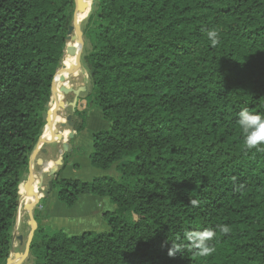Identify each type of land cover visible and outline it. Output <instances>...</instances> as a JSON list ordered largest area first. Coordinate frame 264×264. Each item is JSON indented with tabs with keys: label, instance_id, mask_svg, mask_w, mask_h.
Listing matches in <instances>:
<instances>
[{
	"label": "trees",
	"instance_id": "16d2710c",
	"mask_svg": "<svg viewBox=\"0 0 264 264\" xmlns=\"http://www.w3.org/2000/svg\"><path fill=\"white\" fill-rule=\"evenodd\" d=\"M73 9V0H0V264ZM82 31L81 98L109 122L88 158L120 178L55 174L49 191L68 208L81 195L109 199L108 229L37 227L31 264H264V151L245 150L238 124L242 108L264 112V0H92ZM72 121L81 132L84 110ZM208 228L209 256L168 255L171 241Z\"/></svg>",
	"mask_w": 264,
	"mask_h": 264
},
{
	"label": "rangeland",
	"instance_id": "374dc122",
	"mask_svg": "<svg viewBox=\"0 0 264 264\" xmlns=\"http://www.w3.org/2000/svg\"><path fill=\"white\" fill-rule=\"evenodd\" d=\"M85 49L87 51L89 50V46L87 44L85 45ZM84 72H85V68L82 66V63H81V67L77 71V73L68 74L66 76V78H68V79H72V78L74 79L77 77L76 78L77 81L75 83L71 80L69 81V82H73V85H71L73 88H76L77 86H83V85L86 86L87 85V80H86L85 76L83 75ZM67 84H69V83H67ZM83 93L84 92H80L79 97H82ZM65 100L68 102H71L73 100V95L67 94L65 97ZM96 110H98V109L96 108ZM69 114H72V109L70 107L61 111V115H60L61 117L58 118L56 122L57 123L66 122V116ZM57 126L59 128V134L56 135L54 138H51V135L47 136L45 138V141H44L45 145H43L42 148H46L50 141L52 142L54 140H60L61 142L62 141L63 142H70V144H68V150H67V152H65V153H70L69 151H71V149H72L71 144L74 142V140H82V144H83L82 148L80 150L76 148V151L80 154L87 153V156H88V153L91 150L92 134L97 132V131H100V130L108 129L109 128V122L107 120L103 119L102 116H100L98 126L92 125L91 120H89V125L87 126V128L85 127L81 132H79L77 134H72V135L70 134L71 128L68 125L63 126V127L62 126L59 127V125L57 124ZM44 132H45V130L43 127L42 133H44ZM63 132L66 134L65 138L61 137V133H63ZM51 145L54 147L56 145V143H52ZM42 153H44V152L38 151V153L35 155V157L32 161H33V166H34V170L36 173V182H38V180H39V176L37 173H39L41 170H43V185H44V188L49 191L48 183L54 177L55 174H53L51 177H49L48 176L49 170L47 169L48 167L43 168L44 165L37 164L36 160L38 158H41V159L44 158V155H42ZM65 153H63V155ZM42 161H43V159H42ZM43 163H44V161H43ZM81 166H82V168L80 170H76V169L72 170L69 174L70 175L69 177H63V178L79 179L81 181H90L91 179L95 178V176H93V174H88V171L86 169V165H84L82 163ZM98 172L99 173L101 172V173L99 175H97L96 177L105 176V177H110V178H114L117 180L120 178V174L116 170L115 166H112L108 170L98 171ZM27 176H28V173L25 175L24 181H25ZM23 195H24V193H23ZM94 197L97 200V203L95 201L94 202L89 201L90 199H88L87 196L84 195V197H80L78 199V201L75 203L74 206H72V208L71 207L68 208V207H66L60 203L63 206L62 207L63 209L60 210V209H57L55 206H53L54 201H51V199L49 200L45 196V197H42L39 200L38 204L34 207L33 215H34V218L37 222L38 227H45L42 224H43L44 219H46V217H47L48 210L51 209L52 210V217H53V220L51 221V223L67 224L65 229L68 231V233L67 232L66 233L69 235L78 234V233L85 231V230H92L95 232L106 231L108 229V227L106 225V222L102 219V214L99 216L96 223L92 219L84 220V222L82 220H79V221L77 220V219H80L79 216L81 214H83V213L86 214V208H87L88 204H93L92 208L94 207L95 204H97L96 205L97 209H100L102 211V213L105 211H112L113 205L109 201L108 198H102V197H96V196H94ZM20 203H21V201H20ZM21 211L23 212V213H21V216L18 217V213L16 215L15 223H14L13 231H12V236L14 239V252L15 251L22 252L24 250L25 242H26L27 236H28L29 231H30V225L28 223L29 216H28V213L25 210L23 205L21 206ZM73 220H75V221H73ZM94 225H97V226H94ZM82 226H83V228H82ZM48 227L52 228L51 225ZM52 229H58V228L54 227ZM61 230H63V229H61ZM18 236H21L22 239L18 240ZM25 264H31V256L25 262Z\"/></svg>",
	"mask_w": 264,
	"mask_h": 264
},
{
	"label": "water",
	"instance_id": "95a60500",
	"mask_svg": "<svg viewBox=\"0 0 264 264\" xmlns=\"http://www.w3.org/2000/svg\"><path fill=\"white\" fill-rule=\"evenodd\" d=\"M74 1V9H73V19L71 24L68 26L67 34H66V44L64 48V53L62 57V63L61 66L57 69L53 81H52V87H51V97L48 104V110L46 112V122L44 125V130H49L51 138H54L56 135L59 134V128L57 124L60 126H66L68 125L71 128L70 134H74V131L72 129L73 127V121H72V114H69L66 116V122H59L57 123V119L60 118L61 111L65 110L66 108L70 107L72 109V113L76 109V102L78 99V96L80 95V92L86 91V86H79L77 88H73L72 86L63 85L60 87V93L61 97L52 98L53 94L56 90V83L59 80L64 79L68 74H75L81 67V56H78V60L76 64H71L66 66L65 62L68 57H75L78 53V48L83 49L85 40L83 36L82 31V22L86 18L87 14L90 11V7L92 4V0H73ZM67 94H73V100L71 102H68L65 100V97ZM50 105H52L50 107ZM61 137L64 138V132L61 133ZM45 138L44 133L41 134L38 143L36 144V147L32 151V153L29 156V162H28V176L26 177L25 181L22 182L24 186V194L28 198H33L34 200L32 202H25L24 208L28 213L29 220L28 223L30 225V231L27 236L25 247L22 252H14V239L13 236L10 240V253L8 257L5 260V264H25V262L29 259L30 256V245L34 236V233L38 227L37 222L33 215L34 207L38 204L39 200L42 197H45L48 195V190L44 188L43 185V170H41L38 174L39 180L36 182V173L33 166V159L35 155L38 153V151L45 152V149L42 148L44 145ZM68 150V144L67 142H63L62 144V151L60 152L58 158L53 161L55 168L57 166L62 165V158L63 153L67 152ZM37 164L43 165V161L41 159H38ZM48 175H51V172H48ZM42 192H41V191ZM22 199V194L20 195V201ZM19 209V206H18ZM18 213V210H17ZM18 239H22L21 236H18Z\"/></svg>",
	"mask_w": 264,
	"mask_h": 264
},
{
	"label": "crops",
	"instance_id": "0c3cea01",
	"mask_svg": "<svg viewBox=\"0 0 264 264\" xmlns=\"http://www.w3.org/2000/svg\"><path fill=\"white\" fill-rule=\"evenodd\" d=\"M77 87H79V86H77ZM86 89H87V85H86ZM76 108L77 109H83L85 111L86 128L89 125V120H91L92 125L98 126L99 117L101 116L100 111L96 110V108L92 107L90 103L88 104L85 99H82L79 96H78V99L76 102ZM52 143H56V145L53 147L51 145ZM62 144H63V141L61 142L60 140H54L52 142L50 141L48 146L46 148H44L45 152L42 153V155H44V158H42L44 161V163H43L44 167L43 168L48 167L47 169L49 170V172H51V175L50 176L48 175L49 177H51L53 174H58L59 178L69 177L70 176L69 174L72 170H75V169L80 170L82 168V166H81L82 163L84 165H86V169L88 171V174H93V176H95V177L101 173V172L99 173L98 171H104V170L95 168L90 164V160L87 156V153L80 154L76 151V148L79 150L82 148V146H83L82 140H74V142L71 144L72 149H71V151H69L70 153H69V157L67 159V163H66L65 167L61 168V166H57L55 168L53 161L58 158V156L62 150ZM67 144H70V142H67ZM38 159H41V158H38ZM46 197L49 200L51 199V201H54L53 206H55L57 209H60V210L63 209L62 208L63 206L61 205L62 203L60 201H58L55 191H48V195ZM80 197H84V195L79 196V198ZM87 198L90 199L89 201H92V202L95 201L97 203V200L95 199L94 196H87ZM96 205L97 204H95L94 207L92 208L93 204H88V206L86 208V214H84V213L81 214L82 216L80 215L79 216L80 219H77V220L78 221L82 220L84 222V220L92 219L96 223L97 219L102 214V211L100 209H97ZM52 220H53L52 210L49 209L48 213H47V217H46V219H44L42 225H44V226H50L51 225L52 228L56 227L58 229H63V231L68 233V231L65 229L67 224L51 223ZM73 221H75V220H73ZM94 226H97V225H94ZM82 228H83V226H82ZM18 240H20V239H18ZM15 252H19V251H15Z\"/></svg>",
	"mask_w": 264,
	"mask_h": 264
},
{
	"label": "clouds",
	"instance_id": "9594fccd",
	"mask_svg": "<svg viewBox=\"0 0 264 264\" xmlns=\"http://www.w3.org/2000/svg\"><path fill=\"white\" fill-rule=\"evenodd\" d=\"M207 35L212 46L220 42L217 31H209ZM238 124L243 134L245 150L256 149L258 151H264V112H251L246 107L242 108L238 114ZM189 203L192 206H196L199 204V201L192 199ZM220 231L226 233L228 228L226 226L221 227ZM215 237L216 231L212 228L201 231L189 230L185 233V239L183 241H171V247L168 248V255L171 257L175 256L177 252L181 253L185 249H194L200 256L207 257L214 251V248L209 242Z\"/></svg>",
	"mask_w": 264,
	"mask_h": 264
},
{
	"label": "bare ground",
	"instance_id": "6f19581e",
	"mask_svg": "<svg viewBox=\"0 0 264 264\" xmlns=\"http://www.w3.org/2000/svg\"><path fill=\"white\" fill-rule=\"evenodd\" d=\"M78 50V53H77V55L75 56V57H68L67 59H66V62H65V64H66V66H68V65H73V64H76V62H77V60H78V56L80 57L81 56V53H82V50L83 49H80V47L77 49ZM77 78V77H76ZM76 78H72V79H68V78H64V79H62V80H59L57 83H56V90H55V92H54V94H53V97L52 98H59V97H61V93H60V87L61 86H63L64 84L65 85H68V86H71V85H73V82L75 83L76 81H77V79ZM73 81V82H69V81ZM67 83H69V84H67ZM52 105H50V107H51ZM61 117V116H60ZM47 136H50V131L49 130H46L45 132H44V138H46ZM66 137V134L64 133V138ZM22 189H23V191L25 192V190H24V186L22 187ZM34 199L33 198H30V197H26L25 196V194L24 195H22V199H21V203L19 204L20 206H19V209H18V217L19 216H21V213H23L22 211H21V206L22 205H24V203L25 202H32Z\"/></svg>",
	"mask_w": 264,
	"mask_h": 264
}]
</instances>
